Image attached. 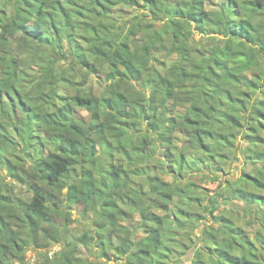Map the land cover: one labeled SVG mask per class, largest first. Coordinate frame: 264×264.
Masks as SVG:
<instances>
[{"label": "trees", "instance_id": "16d2710c", "mask_svg": "<svg viewBox=\"0 0 264 264\" xmlns=\"http://www.w3.org/2000/svg\"><path fill=\"white\" fill-rule=\"evenodd\" d=\"M239 138L248 167L224 178ZM199 168L218 182L210 207L185 180ZM0 169V264L61 236L94 260L62 252L35 264H264V0H0ZM76 206L91 228L71 241L58 210ZM198 227L204 248L185 258Z\"/></svg>", "mask_w": 264, "mask_h": 264}, {"label": "rangeland", "instance_id": "374dc122", "mask_svg": "<svg viewBox=\"0 0 264 264\" xmlns=\"http://www.w3.org/2000/svg\"><path fill=\"white\" fill-rule=\"evenodd\" d=\"M127 14L130 15V14H135V13H141L143 11L142 8H139V7H133V8H130V10L127 8ZM126 14L123 13V15ZM193 28H194V22L191 23ZM157 25H160V22H157ZM192 37L194 39H200L201 38V35L197 32L196 29H192ZM33 50L32 51V54H35V49L34 48H31ZM175 56L172 55V58H174ZM169 62V60H168ZM169 64V63H168ZM62 68L61 70H64L65 67H64V64H61ZM157 68L160 70V71H163L164 68L163 66H157ZM176 71H172L171 73H174ZM34 73H38V71L34 72ZM46 72L44 71V69H41L39 71L38 74H45ZM250 75V74H247V76ZM256 75V73L254 74ZM246 76V77H247ZM95 78L94 79H91V83L94 85V87H96V83H95ZM135 82V81H134ZM136 83V82H135ZM26 86H27V83H26ZM28 87V86H27ZM137 88H139V86L136 85ZM27 93L29 96L31 97H37L38 99H43V100H48L49 98V95H50V91L49 90H44L42 87H38V86H35V87H28L27 88ZM146 90V94L148 93V89H145ZM97 92L101 93L102 90H99V89H96ZM170 101L169 102H166V105H169ZM77 112L75 113L76 116H83L85 119H88L89 118V113L84 111L83 109L81 108H78L76 110ZM60 116H63L64 118L66 116H68V113L67 112H64L62 111L61 115ZM141 131L142 129H144V127H146V124L145 123H141V124H137ZM177 138V145L179 147V143L183 142L184 145H186L187 143L184 141V138H182V135L179 133V132H176L174 134ZM134 137L135 136H139V132H134ZM149 140H154V137L151 136L149 138ZM138 144L141 143V139H138L136 140ZM155 143H159V142H155ZM243 144L244 142L242 141L241 138H239L236 142H235V146H236V151L233 155V159L231 160V162L225 166V169L226 171H228V175L224 176V178H228V179H236L238 176H240V173L242 172V170L245 169V163H244V158H243V154H242V149H243ZM156 156H161V157H164L163 156V153L161 152L160 149H156V152H154L153 154V157H156ZM121 161H124L125 160H121ZM152 163H154V160L151 161ZM29 161H25V166L28 165ZM200 167H202V164H200ZM248 167V166H246ZM203 170L202 168H199L198 170H189L186 175H185V180H187L188 178H190L191 180H194L195 182L199 183V186H198V196L205 201L203 205H205L207 203L208 207H210V199L209 197H211V195H216L218 193L217 191V184L218 182L214 181V182H208V179H206L203 175ZM0 173H2V176L5 175V171L0 169ZM163 176V175H162ZM203 176V178H202ZM164 179H170V176L168 175H164L163 176ZM201 178L203 180H201ZM4 183L6 184V186L8 185L10 191L15 195V196H19V197H26L27 196V193L25 192L24 188L21 187L18 183H16L15 181L13 180H10L8 177H5L4 178ZM226 185V183H225ZM63 192H65V189L63 190ZM220 199H223L221 198V196L219 197ZM224 206L221 205L220 206V209L222 211H219L221 212L220 214H225L229 217H231L230 219L234 221V223L236 225H239V226H243L245 227L246 229H249L250 231L252 229H257L258 227V222H256V219L255 217H253V221H250L251 218H248L247 216V213H244L242 214L241 212L238 213L236 208L235 209H232V208H223ZM188 210L190 211H194V212H199L201 214L202 212V205L200 206V204H197V203H192V204H189L188 205ZM257 211V209H255ZM203 213V212H202ZM216 213V212H215ZM81 206H76V207H73L71 209H65L63 208V210H58V218H57V222L60 223V222H65V225L66 226V230H61V234L63 235V237L67 238V240H71V239H74V237H77V236H80L83 232H86L88 231L91 226V220H88L90 218H87V219H83L81 216ZM205 221L207 222V224H212L213 227H216L218 222H213L214 220H212L210 218V216L208 215V212L205 213ZM255 223V224H254ZM251 224V226H250ZM254 225V226H252ZM202 226V224H201ZM251 235V234H250ZM191 239L193 240V243L192 244V247L189 248V250H187V254L186 256H184L185 258H188V257H191V254H192V251L195 249V247H200V248H204V242L202 241L201 238V234H200V227L198 228H194L192 233H191ZM62 236L59 237L60 240L58 241H51V244L46 246V247H41V248H37L36 246H30L27 251H26V254H25V263L24 264H35L37 262V260H39L44 254L45 255H48L49 257H53L55 254H60L62 252H64L65 254L68 253V257H78V256H82L84 258H87L89 261L90 260H94V256H93V253L91 252H87L85 250V247L82 246L83 244L82 243H78V242H75L73 243V245L68 248L66 245H64V240ZM221 238V236H220ZM72 241V240H71ZM45 255L42 257V259L45 257ZM104 261V260H103ZM105 264H121V261L120 260H114V259H111V260H107V262ZM181 264H184L183 262Z\"/></svg>", "mask_w": 264, "mask_h": 264}]
</instances>
